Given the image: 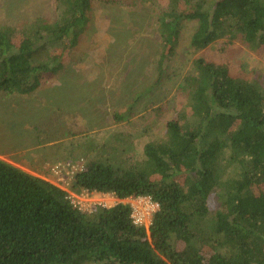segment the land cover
Listing matches in <instances>:
<instances>
[{"label":"trees","instance_id":"16d2710c","mask_svg":"<svg viewBox=\"0 0 264 264\" xmlns=\"http://www.w3.org/2000/svg\"><path fill=\"white\" fill-rule=\"evenodd\" d=\"M98 1L161 9L152 24L162 45L157 85L184 22L197 23L196 52L223 39L264 48V0H55L56 19L0 27V94L29 93L64 71ZM193 67L178 86L189 113L146 143L141 161L127 166L114 144L73 177L76 193L150 196L159 211L149 229L132 223L126 203L82 211L64 188L0 158V264H264V84L203 57ZM233 167L238 175L227 177Z\"/></svg>","mask_w":264,"mask_h":264},{"label":"rangeland","instance_id":"374dc122","mask_svg":"<svg viewBox=\"0 0 264 264\" xmlns=\"http://www.w3.org/2000/svg\"><path fill=\"white\" fill-rule=\"evenodd\" d=\"M160 11L159 7L131 10L96 2L77 52L63 56L64 71L46 76L29 93L0 94V158L29 170L43 160L44 166L37 170L80 200L82 211L91 212L95 205L113 207L119 200L113 195L74 192V174L61 180L63 175L52 173L54 167L47 172L49 162L44 156L58 148L55 156H68L79 168L108 155L109 148L118 144L126 149L119 160L134 166L144 158L146 143L164 139L166 124L189 113L187 96L178 86L199 57L227 63L235 75L264 84V48L252 51L239 41L230 44L223 39L196 52L190 47L196 22H184L177 53L166 64L163 80L155 84L162 45L152 24ZM57 15L55 0H0V27L19 29L38 16L56 19ZM115 114L125 119L118 122ZM117 136L123 140L116 142ZM30 155L36 161L25 159ZM234 175H238L236 167L229 169L227 177ZM211 204L213 209L221 208L216 195Z\"/></svg>","mask_w":264,"mask_h":264},{"label":"built area","instance_id":"2783aa9c","mask_svg":"<svg viewBox=\"0 0 264 264\" xmlns=\"http://www.w3.org/2000/svg\"><path fill=\"white\" fill-rule=\"evenodd\" d=\"M65 168H69L68 175L72 173L75 175L83 169V166L79 167V169L74 164H66ZM62 170H64V165L58 164L54 166L52 173H54L56 177H59L62 174ZM65 190L67 191L66 188ZM85 192L88 193L87 191ZM68 196L73 205L77 206L80 210H83L80 200L73 199L69 192ZM127 199L128 200L126 204L129 205L131 209L130 217L132 223L138 227H145L146 229H149L154 215L159 211V204L155 202L150 196L130 197Z\"/></svg>","mask_w":264,"mask_h":264},{"label":"crops","instance_id":"0c3cea01","mask_svg":"<svg viewBox=\"0 0 264 264\" xmlns=\"http://www.w3.org/2000/svg\"><path fill=\"white\" fill-rule=\"evenodd\" d=\"M56 144V143H55ZM34 145V144H33ZM34 147H37V146H34ZM57 151H58V148L57 149H55V152H54V154L53 155H51V156H44V158H45V161H48L49 163L46 165V170H47V172H51V169L54 167V166H56V165H58V164H62V165H64V170H62V174L61 175H63L62 176V179L61 180H63V179H65V177L68 175V172H69V168H65V165L66 164H73L72 163V159H69L68 158V156L67 157H65V158H61L60 156H55L56 154H57ZM21 155H24V157H26V153H25V151H23L22 153H21ZM52 158H53V160H52ZM26 160L27 159H33L34 161H36V158H33V156H29V157H27V158H25ZM42 163L44 162L43 160H40ZM9 162H11L13 165H15V166H17V167H19V168H21L22 170H24V171H26V172H28V173H30V174H33V175H35V176H38V177H40V178H43V179H46V176H42V173L40 172V170H37V169H39L40 168V164L42 165V166H44L42 163H38L37 164V166H39L38 168H34V170L33 169H31V170H29L28 169V167L27 168H25V167H22V166H20V165H18V164H14V163H16V162H12V161H9ZM52 174V173H51ZM48 179V178H47ZM60 186V185H59ZM61 187V186H60ZM65 189V188H64ZM107 197L109 198L110 196H109V194H107ZM127 200L128 199H125V200H117L118 202L117 203H127Z\"/></svg>","mask_w":264,"mask_h":264}]
</instances>
